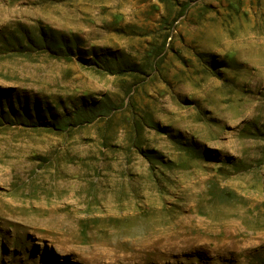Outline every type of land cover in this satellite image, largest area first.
<instances>
[{
    "label": "rangeland",
    "instance_id": "374dc122",
    "mask_svg": "<svg viewBox=\"0 0 264 264\" xmlns=\"http://www.w3.org/2000/svg\"><path fill=\"white\" fill-rule=\"evenodd\" d=\"M5 110L0 264H264V0H0Z\"/></svg>",
    "mask_w": 264,
    "mask_h": 264
},
{
    "label": "trees",
    "instance_id": "16d2710c",
    "mask_svg": "<svg viewBox=\"0 0 264 264\" xmlns=\"http://www.w3.org/2000/svg\"><path fill=\"white\" fill-rule=\"evenodd\" d=\"M37 42H39V45L42 46L41 47L42 49H45L48 51H55L57 52V54H60V55L67 56L68 55L67 53L74 54L75 50L79 51V48L74 47L73 41L65 38L64 36H60L59 33L54 29H48V30L42 29L39 32V40ZM95 58H97V60L99 61L92 60L88 62L102 68L103 70H109L113 72L112 71L113 67L110 64V62H112L113 60V56L110 52L103 53L101 57L97 56ZM100 63H102V65ZM10 111L12 113V116L17 121L21 120V118H25L26 119L25 122H28L30 126H33V127H38L39 125H42V124L44 126H48V125L56 126L57 124L56 122H59V119H54L55 121H53L52 123H49L51 121L48 122L45 119V117L41 114V110L39 109V106H36L37 120L34 114H32L29 110L24 109V111L16 112L15 109L13 110L11 109ZM6 114H8L6 110L0 112V120H5ZM52 118L54 117L52 116ZM32 122H37V124H32ZM184 146L187 147V151L189 149V151H193L195 154H202L199 147L193 143H184ZM137 147L139 149V152L151 163L154 164L155 162H159L162 164H166V161L161 153L157 151H152L150 149H143L139 145Z\"/></svg>",
    "mask_w": 264,
    "mask_h": 264
}]
</instances>
